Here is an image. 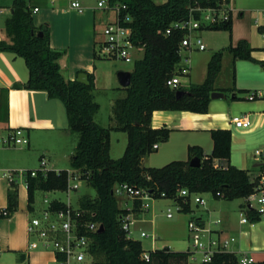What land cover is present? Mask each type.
Instances as JSON below:
<instances>
[{"label":"trees","instance_id":"1","mask_svg":"<svg viewBox=\"0 0 264 264\" xmlns=\"http://www.w3.org/2000/svg\"><path fill=\"white\" fill-rule=\"evenodd\" d=\"M223 0H166L158 4L154 0H108L110 4L126 5L122 15L130 14L132 41L144 50L131 71V83L124 87L125 97L115 100L113 119L115 125L104 127L95 121L100 104L95 101L94 74L89 73V83L77 79L67 80L59 64L61 52L50 43V26L44 23L36 26L33 11L26 0H13L11 15L6 19L5 31L9 40H0V52L13 53L22 57L29 70V78L24 85L33 90H43L52 99L65 105L71 131L79 134V141L71 157V167L80 178L96 190V196L83 195L79 199L82 219L104 225L102 232L87 233L92 237L90 253L94 264H187L189 251H173L168 248L146 251L142 242L128 236L123 228L121 215L130 213L122 209L114 193L116 184L128 183L150 192L152 198L173 199L183 206L182 211L190 212L189 197L179 195L181 189L189 192L211 193L216 198L235 200L247 198L255 190L264 174L254 176L249 170L231 164L232 132L227 128L210 129L213 150L207 154L200 145L188 147V160H173L161 167L142 165L143 158L155 151L154 145L166 142L171 129L167 126L153 128L152 115L157 110L189 111L208 113L211 93L216 90L214 82L222 67V53L212 54L207 65L205 80L192 83L185 89L172 87L167 81L178 72L181 62L180 44L186 30L175 29L170 34L165 31L172 23L193 16L200 18V12L192 8L218 7ZM208 28H223L232 36L230 20ZM206 29L204 27L201 28ZM42 32V35L40 34ZM253 48L247 40L231 45L234 60L263 62L253 56ZM264 50V46L262 48ZM179 91L184 93L178 95ZM248 92L246 89H241ZM239 99V96H234ZM123 131L128 135V143L120 158H112L111 132ZM193 157L201 159L200 167H192ZM216 160L228 162L216 167ZM69 170H47L36 176L27 177L28 206L33 210L35 192L65 191L68 187ZM165 193V197H162ZM18 193L8 192L9 215L17 210ZM53 208H65L66 203L55 200ZM141 201L135 199L134 211H139ZM251 222L262 219L253 207H247ZM85 232L84 229H82ZM148 253L149 260L144 258ZM200 264H240L238 256L229 251L217 252L208 262ZM252 264H264V261Z\"/></svg>","mask_w":264,"mask_h":264},{"label":"crops","instance_id":"2","mask_svg":"<svg viewBox=\"0 0 264 264\" xmlns=\"http://www.w3.org/2000/svg\"><path fill=\"white\" fill-rule=\"evenodd\" d=\"M71 1L30 0L27 4L32 11L35 7H38V11L33 12L36 26L44 23L50 26V43L54 49L61 52L59 64L63 76L67 80H74L77 79L80 72L92 73L95 77L96 89L99 86L97 57L95 55L96 42L99 40L97 39L98 14L95 10H87L85 5V10L79 12L71 6ZM230 4L232 7L233 34L236 30L233 19L234 9L236 8L233 0H230ZM238 13L242 15L243 11L238 10ZM256 25L261 32V29L264 28V22L256 21ZM246 38L249 40L247 41L250 45L255 48L253 56L257 60L263 61L254 63L263 66V47L258 48L263 51V55L256 56L255 51L257 47L252 44L251 37L246 36ZM21 58L13 53L0 52V134H5L15 128H24L29 138V143L26 146L0 147V209L7 208L8 192L11 189L17 190L18 193L17 210L9 216H0V264H56L53 251L43 249L29 250L27 221L36 212L37 203L35 200L32 205L33 210L31 211L28 206L26 178L23 176L16 177V182L10 185L9 180L1 175V173L3 174L9 170L40 169L41 162L40 165H37L34 164L35 161H31V158L38 152L40 158H45L47 170H63L54 166L55 148H61L70 136L68 135L65 105L58 99L50 98L46 91L33 90L24 86L29 78V70L25 61L23 63L20 61ZM187 58L189 59L188 55L185 56V61ZM190 60L178 65V70L180 71L185 67H189L190 70L187 73L188 77L186 79L180 76L179 85L185 89L189 88L192 83H202L201 80L194 78L192 73L193 64H189ZM132 70L133 68L130 71ZM205 77L203 78L204 80ZM234 83L236 84V81ZM236 89L241 91V89L246 88H238L234 85L233 90ZM216 90L221 91L218 88ZM246 90L249 93L257 91L256 89ZM233 95L238 96L236 93ZM232 99L236 98L232 97ZM245 114L249 115L250 118L252 114L254 115V118H251L252 126L248 129L236 127L232 123V119L239 115H233L231 105L228 109L219 113L157 110L153 112L151 125L153 128L167 126L171 129L169 139L165 142L166 151L164 152V155L169 157V159H172L171 157L175 154V151L182 153L185 150L187 151L190 145H200L205 149L207 154H210L214 145L213 140L210 142V139H208V137L211 138L210 129H230L232 132L231 164L241 169L249 170L256 177L261 173L259 168L264 165V156L262 160H258L257 158L251 160L247 146L252 137H247V135H264V103L259 105L252 114L245 112L241 116ZM235 147H239L243 152L242 158L238 156L234 157ZM156 149H160V143ZM260 149L264 151L263 148ZM145 158L146 156L143 160ZM227 163L223 160H216V164L218 165H227ZM68 170L69 172H77L73 169ZM262 177H264V174ZM55 200L62 201L60 198L53 201ZM123 201L125 206L122 207L119 201L120 207L129 211L132 215L134 213L140 214L145 210V207H140L139 211H134L135 199L131 197L126 196V198H123ZM190 205L192 216H197L196 219L204 224L205 227L211 229L213 231L212 235L222 240L235 238L234 241L230 242L226 251L235 253L239 259H251L253 263L264 261L263 218L254 223L250 220L247 223L241 222V213L247 215L248 203L246 198L225 200L213 196V199H206L204 205L196 206L199 208L198 213L192 203ZM135 221L136 219L134 223ZM142 232L145 231L141 230L140 232V235L144 237ZM133 233L134 231L131 229L130 237L140 240L144 248L143 240L140 237H134ZM187 236V234L183 235L184 238ZM165 248L171 250L170 246L162 249ZM156 249L161 248L157 246L156 238L153 236L152 247L148 248V251ZM186 251H189V248ZM187 264H189V261Z\"/></svg>","mask_w":264,"mask_h":264},{"label":"rangeland","instance_id":"3","mask_svg":"<svg viewBox=\"0 0 264 264\" xmlns=\"http://www.w3.org/2000/svg\"><path fill=\"white\" fill-rule=\"evenodd\" d=\"M29 2L30 0H26ZM41 1V0H35ZM86 6L87 10H95L98 14L97 22V39H103V29L108 25L114 18V12H107L105 9L100 7L98 4L100 1L104 2L106 5L108 0H79ZM156 3L161 4L166 0H154ZM235 8L233 19L236 25L235 33L230 37V33L223 28H206L197 31L204 43L206 49L204 50H181V64H184L185 56L188 55L189 64H193V76L196 80H201L203 82L204 76H206L207 61L209 60L212 53L220 51L222 53V67L217 75L214 87L220 89L222 92L228 95L227 99L217 98L211 99L209 105L208 113H219L228 109L231 105L233 110V115H239L243 113H251L257 109L259 105L264 103V97H259L255 99H249V92L239 91L238 89L233 90L234 85L238 88H246L250 90L264 91V67L260 64H256L247 60H234L233 53L231 51V45H237L240 40H248L247 37H251V42L257 47L255 51L256 56L263 55V51L258 49L264 46V37L256 25V21L264 22L263 11H264V0H233ZM13 0H0V40H7V34L5 31L6 19L10 17L12 10ZM239 8V9H238ZM238 10H242L243 14L240 15ZM249 41V40H248ZM97 49V46H96ZM144 54L143 49H137L131 55V61L127 62L124 60H110L106 58L96 59L98 66V88L93 90L95 96V101H97L101 108L95 115V121L101 126L112 127L115 125V120L113 119V102L117 98L125 97L127 91L124 86L121 85L118 79V72L121 70L130 71L135 61L141 58ZM20 61L24 62L21 58ZM184 67V66H183ZM186 68V67H185ZM187 71L180 74L183 79L188 77L189 67L186 68ZM236 81V84L234 83ZM236 93L240 97L239 99H232V95ZM63 103V102H62ZM252 114L251 118L253 119ZM66 120L68 123V135L66 143L63 144L61 148L56 149V155L54 157L55 168L61 169H72L71 167V157L75 152V147L79 140V134L73 132L69 128L68 117L66 115ZM111 149L110 154L112 158H120L125 151L128 142V135L126 132L122 131H112L111 132ZM247 137H252L247 146L251 160L256 158L255 150L256 148L264 149V135H247ZM254 137V138H253ZM212 142V137L209 138ZM263 140V141H262ZM204 142V140H202ZM27 145V144H26ZM23 145V146H26ZM165 142L160 143V149H155L153 153L147 155L142 161V165L146 167H161L173 160H188V150L179 153L175 151L172 155V159L164 155ZM20 147V146H18ZM205 150V149H204ZM39 152L31 158V161H35L34 164H39L41 158L39 157ZM243 157V152L235 147L234 157ZM262 156L260 159L262 160ZM264 160V159H263ZM33 165V164H32ZM36 165V166H37ZM79 174V173H78ZM1 175H3L1 173ZM72 183H77L79 187L72 190L70 193L66 191H44L37 190L35 192V200L37 209L33 214L34 216H41L43 211L49 206V202L54 199L60 198L65 203L70 201L74 207L79 205V199L83 195H88L95 197L96 190L91 185H89L85 180L72 178ZM115 193L120 201V205L123 207L125 203L123 198L126 196L119 194L116 189ZM205 199H213L211 193L203 194ZM128 197V196H127ZM47 198V201H45ZM148 207L140 214H133L132 218L136 221L131 225V229L134 231V237H140L144 242V249L148 251V248L152 247V237L156 238L157 246L159 248H164L170 246L173 251H186L192 248V241L189 234L188 222L190 219H195L197 216H192L191 212H184L177 210L178 204L175 200L169 198H151L148 201ZM196 212H199V208L196 207L194 201L192 202ZM173 213V217L169 218L167 214ZM264 220V218H263ZM141 230L145 231L147 236L142 237L140 235ZM187 234V237L183 235ZM213 237H216L213 235ZM207 241V237L204 238ZM197 260L188 259L189 264H198L202 258V255L195 254ZM91 261V260H90ZM93 264V263H90ZM172 264H177L176 261H172Z\"/></svg>","mask_w":264,"mask_h":264},{"label":"built area","instance_id":"4","mask_svg":"<svg viewBox=\"0 0 264 264\" xmlns=\"http://www.w3.org/2000/svg\"><path fill=\"white\" fill-rule=\"evenodd\" d=\"M107 12H114L115 18L104 27L103 39H99L96 42L97 49L95 50L96 57L106 58L110 60H124L131 61V55L137 49H141L135 45L132 41V28L129 25L132 22V16L130 14L122 15V9H126V5L110 4L105 5L100 1L98 4ZM71 6L83 12L85 10L84 5L79 0H72ZM200 12V18L195 19L190 16L187 19H182L171 24V26L165 31V34H170L175 29L186 30L187 34L182 39L180 44L181 50L187 49L189 51L197 49L204 50L206 45L202 37L196 33L201 30L202 27L208 28L230 20L232 17V7L230 0H223L218 7H196L192 8ZM38 7H35L33 12H37ZM264 16V11H263ZM262 36L264 37V28L261 29ZM189 59L187 58L186 61ZM264 66V64H263ZM184 68L182 71L178 70L175 75L167 81V84L172 87H177L180 84V73L186 72ZM264 97V91H251L249 93V99H255ZM232 123L236 127L242 129H248L252 126V120L249 115L236 116L232 119ZM29 143V138L26 135L24 128H15L9 130L5 134H0V147H18ZM158 145H154L157 148ZM256 158L260 159V156H264V151L257 149L255 151ZM41 168L32 170H9L3 173L10 185L16 182V177L23 176L26 178L30 174L36 176L38 172H47L46 160L41 158ZM216 167L220 165L215 164ZM81 179L78 172H69L68 187L65 190L70 193L79 187L77 183H72L71 179ZM82 180V179H81ZM116 191L124 196L138 199L141 201V207H148V201L151 199L150 192L143 188H136L128 183L116 184L114 187V193ZM116 195V193H115ZM165 197V193L161 194ZM179 195L189 197V201L184 200V203H192L193 201L198 205H204L206 199L203 193L189 192L188 189H181ZM47 201V198L46 200ZM248 206L255 208L264 218V177L259 180L256 190L246 198ZM178 204L177 210L182 211L183 206ZM247 206V207H248ZM255 206V207H254ZM167 216L173 217L171 209H169ZM0 216H9L7 209H0ZM82 211L80 206L74 207L70 201L66 203L65 208H53L52 202H49V206L43 211L41 216H34L33 214L27 221V234L29 236V250L43 249L51 250L55 255L56 264H94L93 257L90 253V246L92 237L87 233L98 232L101 224L98 222H85L82 219ZM123 228L128 231V236L131 234V225L134 223L131 213L123 214L120 216ZM219 222V221H217ZM241 222L247 223L249 219L245 213H241ZM85 230V232L82 231ZM188 229L190 238L192 241V248L189 249V258L197 260L195 254L199 253L202 258L198 264L208 262L212 259L213 255L217 252L226 251L230 242L235 238L221 239L219 237H213V231L198 219H190L188 222ZM142 235H146L142 232ZM205 236L207 241L204 240ZM144 258L149 260L148 253L144 254ZM91 260V261H90ZM252 260L248 258L240 259V264H252Z\"/></svg>","mask_w":264,"mask_h":264},{"label":"water","instance_id":"5","mask_svg":"<svg viewBox=\"0 0 264 264\" xmlns=\"http://www.w3.org/2000/svg\"><path fill=\"white\" fill-rule=\"evenodd\" d=\"M40 34L42 35V32ZM118 79H119L122 86L128 87L131 83V71H126V70L119 71L118 72ZM77 80L82 82V83L88 84L89 83L88 74L86 72H80L78 74ZM183 93H184L183 91H179L178 95H181ZM234 96L235 95H232V97H234ZM211 98H213V99H217V98L227 99L228 95L222 91L215 90L211 93ZM190 165L192 167H200L201 166V159L199 157L191 158ZM103 230H104V225L101 224L98 232H102Z\"/></svg>","mask_w":264,"mask_h":264}]
</instances>
